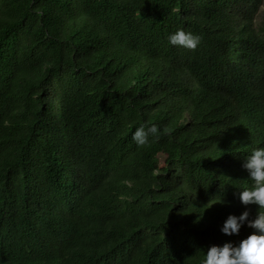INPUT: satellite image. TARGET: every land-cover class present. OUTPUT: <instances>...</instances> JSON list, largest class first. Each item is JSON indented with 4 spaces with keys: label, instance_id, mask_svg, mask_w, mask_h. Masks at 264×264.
<instances>
[{
    "label": "trees",
    "instance_id": "obj_1",
    "mask_svg": "<svg viewBox=\"0 0 264 264\" xmlns=\"http://www.w3.org/2000/svg\"><path fill=\"white\" fill-rule=\"evenodd\" d=\"M263 3L0 0V264H200L252 231L221 225L264 211L239 199L264 145Z\"/></svg>",
    "mask_w": 264,
    "mask_h": 264
},
{
    "label": "clouds",
    "instance_id": "obj_2",
    "mask_svg": "<svg viewBox=\"0 0 264 264\" xmlns=\"http://www.w3.org/2000/svg\"><path fill=\"white\" fill-rule=\"evenodd\" d=\"M195 12L198 13V11ZM227 16L228 10L225 7L223 19H226ZM168 40L173 45L195 49L201 42V36L184 28H177L168 34ZM162 120L163 116L161 115L158 125L145 122L136 126L132 133L136 143L138 145L149 143L150 135L158 139L162 132ZM164 131H168V129ZM168 165V163L165 164V168H168L166 167ZM171 165H175V163ZM171 165H169V168ZM175 166L173 169H175ZM243 166L249 172L252 185L240 188L239 199L245 205L258 204L259 208L264 209V145L254 147L246 155ZM169 168L168 171H170ZM162 170L164 169L160 168L157 172L164 173ZM169 176L170 174L167 173V177ZM221 202L227 203L224 200H221ZM237 213L227 215L221 225V231L228 235L239 233L241 226L245 223L253 230L239 241L226 240L220 244L212 243L207 247L200 264H264V211H258L255 217L251 219L248 218L249 209L247 208L244 210L237 209Z\"/></svg>",
    "mask_w": 264,
    "mask_h": 264
},
{
    "label": "rangeland",
    "instance_id": "obj_3",
    "mask_svg": "<svg viewBox=\"0 0 264 264\" xmlns=\"http://www.w3.org/2000/svg\"><path fill=\"white\" fill-rule=\"evenodd\" d=\"M262 6H264V3H263ZM261 9H264V7H261ZM163 134H165V132ZM157 159H158V162L155 164V171L159 170L160 168L161 169H164L165 168V164L167 163V161H166V155L163 154V153H161L160 156ZM174 166L175 165H171L170 168H169V170L172 171L173 168H174ZM163 174L164 175H162V176L167 175V173H163Z\"/></svg>",
    "mask_w": 264,
    "mask_h": 264
}]
</instances>
